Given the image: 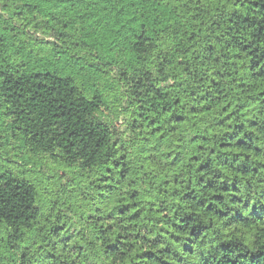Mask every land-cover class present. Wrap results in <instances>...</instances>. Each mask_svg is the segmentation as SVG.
Segmentation results:
<instances>
[{
  "label": "trees",
  "instance_id": "trees-1",
  "mask_svg": "<svg viewBox=\"0 0 264 264\" xmlns=\"http://www.w3.org/2000/svg\"><path fill=\"white\" fill-rule=\"evenodd\" d=\"M1 138L0 264H264V0H0Z\"/></svg>",
  "mask_w": 264,
  "mask_h": 264
},
{
  "label": "rangeland",
  "instance_id": "rangeland-1",
  "mask_svg": "<svg viewBox=\"0 0 264 264\" xmlns=\"http://www.w3.org/2000/svg\"><path fill=\"white\" fill-rule=\"evenodd\" d=\"M55 65V64H54ZM57 68V64L55 66ZM0 153L4 154V157H8L10 161H14L18 166H29V169L33 171L40 172L47 175H52V173L57 170V165L50 162L46 163L44 160L35 159L33 156H28L24 151L18 148V144L15 141H10L6 143L5 140L1 138L0 140ZM33 163V164H31ZM25 164V165H24ZM16 167L15 165L11 166ZM61 174V172H60ZM62 175V174H61Z\"/></svg>",
  "mask_w": 264,
  "mask_h": 264
}]
</instances>
